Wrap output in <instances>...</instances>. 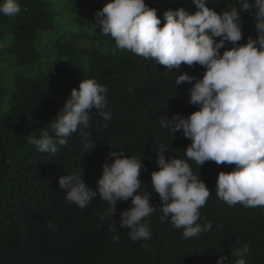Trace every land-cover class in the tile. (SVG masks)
Instances as JSON below:
<instances>
[{
    "label": "trees",
    "instance_id": "trees-1",
    "mask_svg": "<svg viewBox=\"0 0 264 264\" xmlns=\"http://www.w3.org/2000/svg\"><path fill=\"white\" fill-rule=\"evenodd\" d=\"M109 2L18 0V14H0V264H217L220 256H227L231 264V251L244 243L250 247L243 257L247 264H264V206H229L216 196L218 174L232 172L235 165L212 161L197 165L184 154L191 141L159 124L164 116L183 117L199 110L189 102L195 81L177 86L175 79L184 73L202 79L206 69L182 64L179 70H167L154 59L117 48L115 40L95 26V13ZM207 2L218 14L236 4ZM145 3L157 10L161 28L167 10L198 11L193 0ZM240 23L244 33L240 44H246L248 36L258 38L253 15L242 12ZM230 48L227 45L221 54ZM87 79L108 89L107 127L93 109L89 128H78L55 156L38 152L27 135L51 132L48 124L72 90H79ZM89 132L97 146L85 153L82 140ZM161 144L166 157L185 159L209 189L197 223L211 221V232L185 239L183 229L173 227L170 218L161 221L163 213L156 211L145 218L151 238L133 241L129 230L120 227V213L130 208L131 198L119 201L111 218L106 216L108 203L99 195L84 209L66 202L60 177L80 171L86 186L97 191L103 166L115 159L109 154L123 151L141 158L145 166L137 194L151 193L152 206L162 208L151 179V173L159 171ZM49 222L58 226L55 232ZM115 234L120 236L118 243L112 241Z\"/></svg>",
    "mask_w": 264,
    "mask_h": 264
},
{
    "label": "clouds",
    "instance_id": "clouds-1",
    "mask_svg": "<svg viewBox=\"0 0 264 264\" xmlns=\"http://www.w3.org/2000/svg\"><path fill=\"white\" fill-rule=\"evenodd\" d=\"M198 11L190 14L184 8L167 10L163 14L164 26L157 10L145 0H110L95 13V26L104 36H111L116 46L129 50L145 59H154L167 70H179L182 64L199 65L206 69L202 79L187 73L175 79V85H194L189 89L190 103L199 110L191 115L176 114L169 119L160 118L162 129L171 134L182 133L191 141L185 156L202 166L205 162L217 165H235L230 173L218 174L216 196L227 205L241 204L245 208L264 206V0H236L230 10L218 14L207 7V0H193ZM238 5V6H236ZM21 11L18 0H2L0 14L15 16ZM254 16L258 38L244 39L241 13ZM219 38V42H217ZM231 45L221 54V49ZM108 89L95 79L83 80L79 90L73 89L65 105L39 137L27 135L29 144L40 153L55 156L67 144V138L78 128H89L92 110L107 122L111 115L107 107ZM85 153H91L96 143L87 133L82 140ZM160 145L156 164L159 171L151 173L152 186L159 194L162 208L150 203L151 193L137 194L141 158L124 155L123 151L110 153L115 157L109 166H103V175L97 180V191L87 187L82 173H72L59 178V188L66 191L65 200L84 209L99 198L107 202V217L117 212L119 201L131 198L130 208L120 213V227L128 231L133 241L151 238L150 223L145 220L156 211L162 212L161 221L171 220L176 229H183L185 239L211 232L213 224L201 220L200 209L205 206L210 191L194 174L190 164L181 158L167 156ZM146 170V169H145ZM105 216H101V221ZM53 232L56 225L49 222ZM223 225H218L222 229ZM112 230V229H110ZM114 231V230H112ZM119 234L112 237L118 243ZM250 251L247 243L231 251V264H247ZM217 264H229L227 256H220Z\"/></svg>",
    "mask_w": 264,
    "mask_h": 264
}]
</instances>
